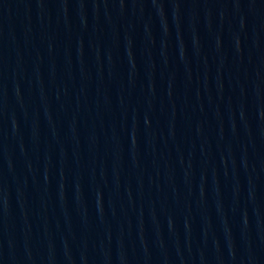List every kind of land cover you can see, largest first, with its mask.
<instances>
[{"label":"water","instance_id":"obj_1","mask_svg":"<svg viewBox=\"0 0 264 264\" xmlns=\"http://www.w3.org/2000/svg\"><path fill=\"white\" fill-rule=\"evenodd\" d=\"M0 264H264V0H0Z\"/></svg>","mask_w":264,"mask_h":264}]
</instances>
